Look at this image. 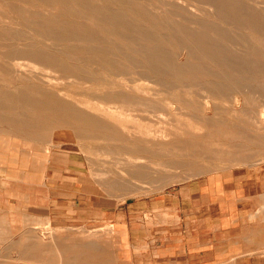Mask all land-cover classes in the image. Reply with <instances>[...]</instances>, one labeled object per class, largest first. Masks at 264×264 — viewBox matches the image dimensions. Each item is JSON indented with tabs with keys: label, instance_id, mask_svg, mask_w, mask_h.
I'll return each mask as SVG.
<instances>
[{
	"label": "rangeland",
	"instance_id": "rangeland-1",
	"mask_svg": "<svg viewBox=\"0 0 264 264\" xmlns=\"http://www.w3.org/2000/svg\"><path fill=\"white\" fill-rule=\"evenodd\" d=\"M170 1L0 0V148L3 149L2 151L6 150L9 156L18 155L25 161L30 159L37 161L40 163L39 167L49 163L53 172L63 174L54 176L57 182L62 177L71 184L74 182L84 184L85 195L81 199L83 198L87 204V214H94V207H102L103 214H116L117 209L120 210L119 213L128 211L151 216L166 214L172 210L174 199H171L173 198L171 194L178 187L186 183H201L208 175L220 172L235 173L242 185L245 183L249 186L248 190L255 189L256 200L264 197V128L253 132L255 129L247 125L246 118L236 113L242 110L247 112L254 110L264 116V107L261 106L264 98L259 96L256 87L249 85L248 87L253 89L250 94L236 96L234 101L230 99L229 94L220 93L217 97H213L216 99V104H213L211 99L206 101L204 97H199L196 86L198 82L190 74L159 75L152 74L146 69V61L141 54L146 51L147 45L158 51L175 53L177 64L189 59L186 50L176 42L182 37L185 39L186 33L198 30L196 18L200 17H193L192 23L186 22L182 11L169 3ZM230 1L234 5L246 6L243 0ZM258 1L264 2V0ZM85 5L105 14H116L121 21H104L103 17H90L84 10ZM166 13L169 20L171 18V24L168 23L170 21ZM39 22L44 23V28L37 25ZM204 22L210 30H207V33L213 34L216 40H220V35H226L225 45L233 47L232 49H238L241 38H246L256 48L258 46L260 48L258 39L264 45V36L252 32L246 33L237 25L225 27L227 24L218 22L210 15L204 19ZM46 29L63 30L66 35H75L78 40L65 46L53 47L52 40L45 42L42 38ZM176 34L183 36L180 35L179 38ZM30 48L45 51L54 58L57 67L54 71L57 74L47 71V74H40L37 61L26 54ZM11 50H17L19 52L17 55L22 57L11 62L18 64L17 73L5 64L9 60L3 57ZM203 66L206 69V64ZM126 69L133 74H118L126 72L124 71ZM228 77L234 79L233 81H240L245 75L231 74L225 77V80H228ZM223 79L219 74L218 78L205 77L201 81L221 83ZM255 79L264 80V75L256 76ZM128 80L129 82H126ZM130 81L134 82V85ZM43 88L47 89L43 90ZM184 89H189V92H185ZM191 90H194L192 94ZM118 91H126L136 98H146V104L154 101L160 103L153 108H147L148 111L156 112L152 116L146 115L149 118L147 117L143 122L154 125L160 121L156 127H170L171 130L177 129V132L170 131L168 139L161 138L154 141L150 137L143 136L137 131L138 122L119 116L135 115L131 111L140 110V106L124 104L112 97L109 98L110 94H117ZM205 95L212 97L208 93ZM246 95L261 102L252 106L246 105ZM193 100L199 101L204 108L208 120L206 123L194 124V121L184 118L191 111L183 110L180 102ZM164 107H167L168 111H165ZM142 109L146 110V107ZM124 120L122 125L120 121ZM187 121L190 123L188 124ZM121 126L126 135L118 133L119 129L123 130ZM248 128L252 131H247ZM226 130H230L231 133ZM225 131L227 134L224 133ZM216 132L230 138H225L222 134L218 136ZM191 133L193 134L189 137L188 134ZM122 135L129 138L125 140ZM193 135L196 137L194 138ZM231 135H234L233 138ZM160 145L162 149L159 148ZM31 148H38L48 153L29 155L26 151ZM213 152L219 153L215 155ZM193 155L195 156L190 159ZM164 162L170 165H166V168ZM154 167L159 172H156ZM73 196L74 194L71 193L72 201ZM69 213L76 212L69 211ZM81 233L87 241L102 240L104 249L111 247L113 231L110 224H104L102 229L96 232L88 228ZM105 258L107 260V256Z\"/></svg>",
	"mask_w": 264,
	"mask_h": 264
},
{
	"label": "crops",
	"instance_id": "crops-1",
	"mask_svg": "<svg viewBox=\"0 0 264 264\" xmlns=\"http://www.w3.org/2000/svg\"><path fill=\"white\" fill-rule=\"evenodd\" d=\"M2 150L0 264H264V197L256 200L235 173L178 187L172 210L159 216L102 207L87 214L84 184L57 182L63 174L49 163ZM40 152L48 153L26 151ZM104 224L113 231L110 248L81 236Z\"/></svg>",
	"mask_w": 264,
	"mask_h": 264
},
{
	"label": "bare ground",
	"instance_id": "bare-ground-1",
	"mask_svg": "<svg viewBox=\"0 0 264 264\" xmlns=\"http://www.w3.org/2000/svg\"><path fill=\"white\" fill-rule=\"evenodd\" d=\"M170 1V0H169ZM245 2L246 6H238V5H234L231 3L230 0H171L169 3L174 4L177 8H179L180 11H182V13L185 15V17L183 18L186 22H190L192 23L193 17L195 16H199L200 18H196L197 19V27L198 30L196 29L195 32L193 33H186L185 34V39L184 37L180 38L179 36L181 35H177L179 39H177L176 44L177 45H181V48H183V50L185 49L187 54H188V58L187 60H184L181 63L175 62V53H166L165 51H158L156 50V48H151V46L147 45L148 48H146V51L142 52L141 55H143L144 60L146 61V69L150 72H152V74H159V75H164L167 73L170 74H190L195 81L198 82V84L196 85L198 87V93H199V97H204L206 99V101H209V99L212 100L213 104L215 103V100L213 97H217L218 94L222 93V94H229L228 96L230 97V99L232 101L236 100V96H245V94H250V92L253 90L252 88H249L248 86L252 85L253 87H256V89L258 90V92L260 93L259 96L261 98H264V80L261 81H257L255 78L256 76H263L264 75V45L261 42L260 39H258L260 48L258 46V48H256L255 46H252L250 44V41L247 40L246 38H241L240 43H239V47L237 50L232 49L230 47H228L227 45H225L224 40H227L226 35H220V40L218 41V39L216 40L213 36V34H209L207 33V30H209L206 22H204V19H206L207 16H213V18H215L216 20H218V22L220 21L221 23L227 24L225 25V27H227L228 25H237L238 28L240 30L246 31L247 32H252L254 34H257L259 36H264V2H259L258 0H243ZM143 5V4H142ZM141 5V6H142ZM261 5L263 7H261ZM158 6V5H157ZM164 6V5H163ZM19 7V6H18ZM33 7V6H32ZM159 7V6H158ZM174 7V6H173ZM161 8V7H160ZM165 9H167L166 7H164ZM175 8V7H174ZM152 9V8H151ZM150 9V10H151ZM32 10V9H31ZM84 10L87 12L88 16L90 17H103L102 19L104 21H121L119 19V17L116 14H105L102 13L101 11L94 9V7H89L87 5H85ZM160 10V9H159ZM157 11V10H156ZM155 11V12H156ZM171 11V10H170ZM175 11V9H174ZM37 12V11H36ZM44 12V11H43ZM162 12V11H161ZM168 12V10H167ZM173 12V11H172ZM179 12V11H178ZM157 13V12H156ZM165 13V12H164ZM171 13V12H170ZM211 13V14H210ZM39 14V13H38ZM167 14V13H166ZM165 15V14H163ZM158 16V15H157ZM35 17V16H34ZM106 17V18H104ZM168 17V14H167ZM182 17V16H181ZM43 18V17H42ZM160 18V17H158ZM9 19V18H8ZM29 19V18H28ZM161 19V18H160ZM177 19V18H175ZM182 19V18H180ZM33 20V19H32ZM101 21V19H99ZM159 20V19H158ZM169 20V17H168ZM163 21V20H162ZM171 24V18L169 20ZM206 21V20H205ZM18 22V21H17ZM161 22V21H160ZM19 23V22H18ZM151 23V22H150ZM153 23V22H152ZM156 23V22H155ZM179 23V22H178ZM27 25V24H26ZM31 25V24H30ZM38 26L44 28V23L39 22L37 24ZM195 25V24H194ZM193 25V26H194ZM223 25V24H221ZM168 26V25H167ZM165 27V26H164ZM169 27V26H168ZM175 27V26H174ZM195 27V26H194ZM224 27V28H225ZM177 28V26L175 27ZM215 30V27H213ZM229 28V27H228ZM157 29V27H156ZM161 29V28H160ZM166 29V27H165ZM171 29V28H170ZM212 29V27H211ZM231 29V28H230ZM163 30V29H162ZM217 30V29H216ZM6 31V30H5ZM68 31V30H67ZM144 31V29H143ZM152 31V30H151ZM210 31V30H209ZM233 31V30H232ZM230 31V34L231 32ZM142 32V31H141ZM153 32V31H152ZM151 32V33H152ZM157 32V31H156ZM174 32V31H173ZM144 33V32H143ZM148 33V32H147ZM150 33V34H151ZM165 33V32H164ZM158 34V32L156 33ZM140 35V34H139ZM154 35V34H153ZM172 35V34H170ZM174 35V33H173ZM213 35V36H212ZM219 35V34H218ZM232 35V34H231ZM230 35V36H231ZM234 35V34H233ZM142 36V34H141ZM159 36V34H158ZM168 36V35H167ZM175 36V35H174ZM183 36V35H181ZM217 36V35H216ZM215 36V37H216ZM143 37V36H142ZM149 37V36H148ZM156 37V36H155ZM165 37V36H164ZM250 37V36H249ZM252 37V36H251ZM43 40L49 41L52 40L53 41V47H58V46H65V44H68L70 42L73 41H77L78 39L75 37V35H66L65 32L63 30H47L45 31V33L42 35ZM161 38V37H159ZM171 38V37H170ZM174 38V39H175ZM139 39V38H138ZM154 39V38H153ZM173 39V38H172ZM171 39V40H172ZM187 39V41H186ZM215 39V40H214ZM234 39V38H233ZM163 40V38L161 39ZM257 40V39H256ZM154 41V40H153ZM181 41H185V43H187V45L185 43H181ZM141 42V41H140ZM147 42V41H146ZM166 42V41H165ZM169 42V41H168ZM254 42V41H253ZM264 42V41H263ZM50 43V42H49ZM156 43V42H155ZM163 43V42H161ZM170 43V42H169ZM255 43V42H254ZM147 44V43H146ZM174 44V43H172ZM28 45V44H27ZM152 45V44H151ZM9 46V45H8ZM32 46V45H31ZM158 46V45H157ZM156 46V47H157ZM67 47V46H66ZM102 47V46H101ZM140 47V46H139ZM142 47V46H141ZM155 47V46H154ZM160 47V46H159ZM180 47V46H178ZM7 48V47H6ZM20 47H18L19 49ZM138 48V47H137ZM158 48V47H157ZM161 48V47H160ZM173 48V47H172ZM177 49V47H175ZM162 49V48H161ZM180 50V49H179ZM178 50V51H179ZM168 52V51H167ZM180 52V51H179ZM182 52V51H181ZM17 50H11L9 52H7L5 54V56L3 55V57L5 59H8V63L5 62V64H8V67L11 68V70L14 73H17V70L19 71V69L16 67L18 66L17 63H11L16 59H21L22 57L17 55ZM26 54L29 55L30 57H32L35 61H37V63L40 66V74H47V72L51 73V74H57V72H55L54 70H56V65H55V60L54 58H52L51 56H49L47 54V52L42 51V50H38V49H32L30 48L28 51H26ZM186 54V55H187ZM180 55V54H179ZM116 56V55H115ZM142 57V56H141ZM140 58V57H139ZM142 59V58H141ZM133 60V59H132ZM203 64H206V69L203 66ZM33 66V65H32ZM22 68V67H21ZM125 69V68H124ZM29 70V69H28ZM123 70V69H122ZM131 70V69H130ZM21 71V70H20ZM126 72L123 73H118V74H133L132 72L129 71V69L124 70ZM29 72V71H28ZM103 72V71H102ZM20 73V72H19ZM141 73V72H139ZM146 73V72H145ZM31 74V73H30ZM220 74L221 78H224L223 82L221 83H217V82H212V81H201L202 78L205 77H211V78H218V75ZM231 74H241V75H245V77L243 78V80L240 81H233L231 78H227L228 80H225V77H227L228 75ZM71 77V76H70ZM243 77V76H242ZM103 78V77H101ZM258 78V77H257ZM123 79V78H122ZM231 79V80H230ZM47 80V79H46ZM106 80V79H104ZM125 80V79H123ZM45 81V80H42ZM48 82V80L46 81ZM126 82H129L126 81ZM166 82V81H165ZM38 83V82H37ZM108 83V82H107ZM131 83V81H130ZM134 83V82H133ZM131 83V84H133ZM50 84V83H49ZM102 85H104L102 83ZM134 85V84H133ZM147 85V84H146ZM163 85V84H162ZM173 86V85H172ZM175 86V84H174ZM126 87V86H125ZM150 87V86H149ZM191 87V85H190ZM94 88V87H93ZM47 89V88H43ZM99 89V88H98ZM128 89H130L128 87ZM172 89H174L172 87ZM255 89V88H254ZM28 90V89H26ZM100 90V89H99ZM182 90V89H181ZM180 90V91H181ZM185 90V89H184ZM183 90V91H184ZM149 91V90H148ZM172 91V90H171ZM188 90H185V92ZM191 94L193 93L194 90H191ZM256 91V90H255ZM254 91V92H255ZM113 92V91H112ZM158 92V91H157ZM175 92V91H174ZM184 92V93H185ZM187 92V93H188ZM142 93V92H141ZM205 93L212 95V97H207V95H205ZM257 93V92H256ZM253 93V94H256ZM143 94V93H142ZM252 94V93H251ZM190 95V94H189ZM167 96V95H166ZM112 97V99H115L117 101H121V103L123 102L125 103H129V104H138L140 106V110H132L131 112H134L135 115H119L120 117L124 116L127 119H131V120H135L134 122H138V130L143 136L145 137H150L152 139V141L154 140H161V138H167L169 137V133L170 131L177 132V129H173L171 130L170 127L164 128L163 126H159L156 127V124L154 125H147L146 123H144V119H146V115H151L154 114L155 112H151L148 111L147 108H153L155 105H160L157 104V102H149L148 104H146V98H136L134 95L132 94H128L126 93V91H121L117 94H110L109 98ZM139 97V96H138ZM158 97V96H157ZM93 98V97H92ZM106 98V97H104ZM175 98V97H174ZM138 99V100H137ZM185 99V98H183ZM246 105H255L256 103H259V101L261 102V100H257V99H252L250 97H247L246 95ZM135 100L137 102H135ZM151 101V100H150ZM128 104V105H129ZM79 105V104H78ZM172 105V104H171ZM180 105L183 106V110H189L191 111L190 113L186 114V117L184 118H188L191 121H194L196 123H206L207 118L206 115L204 113V108H202V105L200 104L199 101H192V102H180ZM80 106V105H79ZM82 106V105H81ZM162 106V104H161ZM262 107H264V101L261 105ZM117 107V106H116ZM115 107V108H116ZM146 107V110H143L142 108ZM163 107V106H162ZM114 108V106H113ZM148 108V109H149ZM167 107H164L165 111ZM106 109V108H105ZM121 109V108H120ZM138 109V108H137ZM182 109V108H180ZM115 110V109H114ZM126 110V109H125ZM154 110V109H153ZM161 110V109H159ZM188 111V112H189ZM89 112V110H88ZM158 112V111H157ZM187 112V111H186ZM109 113V112H108ZM126 113V112H125ZM129 113V112H128ZM141 115H139V114ZM168 113V112H167ZM170 113V112H169ZM237 114H240L241 117H245L246 118V123L248 126L254 128L255 130H253V132H256V129H262L264 128V116L262 113L258 112V111H250L247 112L245 110H242L240 112H236ZM127 114V113H126ZM130 114V113H129ZM138 114V115H136ZM145 115V116H142ZM163 114V112H162ZM165 114V113H164ZM178 114V113H177ZM98 115V114H97ZM176 115V114H175ZM179 115V114H178ZM95 116V114H94ZM114 116V115H113ZM177 116V115H176ZM97 117V116H96ZM104 117V116H101ZM100 117V118H101ZM178 117V116H177ZM240 117V118H241ZM77 118V117H76ZM79 118V117H78ZM124 118V119H125ZM149 118V117H148ZM103 119V118H101ZM107 119V118H106ZM157 119H159L157 117ZM173 119V118H172ZM181 119V118H180ZM244 119V118H243ZM122 120V119H121ZM161 120V119H159ZM119 121V120H118ZM153 121V120H151ZM157 121V120H154ZM178 121V120H176ZM125 122L124 121H120ZM126 122H130L128 120H126ZM142 122V123H141ZM172 122V121H171ZM175 122V119L174 121ZM172 122V123H173ZM132 124V122H130ZM150 123V122H149ZM179 123V122H178ZM187 123L189 124L190 122L187 121ZM153 124V123H151ZM160 124V123H159ZM169 124V123H167ZM180 124V123H179ZM183 124V123H182ZM226 124V123H225ZM111 125V124H108ZM115 125V124H114ZM123 125V123H122ZM126 125V124H125ZM162 125V124H161ZM170 125V124H169ZM184 125V124H183ZM118 126V125H117ZM172 126V125H171ZM177 126V125H176ZM182 128L183 126L180 125ZM196 126V125H194ZM193 126V127H194ZM198 126V125H197ZM113 127V126H112ZM120 127V126H118ZM117 127V128H118ZM128 127V126H127ZM134 127V126H133ZM137 127V126H135ZM175 128V126H173ZM178 127V126H177ZM176 127V128H177ZM203 127V126H202ZM205 127V125H204ZM121 128H123L121 126ZM129 128V127H128ZM132 128V127H131ZM186 128V127H185ZM192 128V127H191ZM206 128V127H205ZM229 128V127H226ZM234 128V127H233ZM195 129V128H194ZM199 129V128H198ZM101 130V128L99 129ZM112 130V129H111ZM126 130V129H125ZM134 130H136V128H134ZM179 130V129H178ZM193 131V128L191 129ZM231 130V129H230ZM230 130H226L227 132ZM234 130V129H233ZM232 130V131H233ZM239 130V129H238ZM242 130V129H240ZM249 130V128L247 129V131ZM251 130V129H250ZM249 130V131H250ZM108 131V130H107ZM189 131V129H188ZM224 132L225 134H227V132ZM235 131V130H234ZM252 131V130H251ZM130 132V131H129ZM182 132V131H181ZM198 132V131H197ZM195 132V133H197ZM200 132V131H199ZM204 132V131H203ZM242 132H244L242 130ZM241 132V133H242ZM246 132V130H245ZM113 133V132H112ZM119 134H125L124 133V128L123 130L119 129ZM134 133V131H133ZM132 133V134H133ZM184 133V131H183ZM187 133V132H185ZM190 133V131L188 132ZM209 133V132H208ZM229 133V132H228ZM231 133V131H230ZM240 133V131H239ZM238 132H236V134H239ZM248 133V132H247ZM259 133V132H258ZM137 134V133H135ZM176 134V133H175ZM174 134V135H175ZM179 134V133H178ZM191 134H188V136L190 137ZM213 134V133H211ZM216 134H222V133H217ZM234 134V133H233ZM249 134V133H248ZM257 134V133H256ZM126 135V134H125ZM130 134H128L129 136ZM134 135V134H133ZM172 135V133H171ZM196 135V134H195ZM199 135V134H197ZM205 135V134H204ZM208 135V134H206ZM215 135V133H214ZM230 135V134H229ZM34 136V135H33ZM123 136V135H122ZM181 136V133H180ZM186 136V135H185ZM186 136V137H188ZM194 136V135H193ZM191 136V137H193ZM219 136V135H218ZM222 136H224V134H222ZM234 136V135H233ZM233 136L231 135V137L233 138ZM261 136V135H260ZM35 137V136H34ZM124 137V136H123ZM130 137V136H129ZM127 137V138H129ZM135 137V136H134ZM174 136H172L173 138ZM196 136H194L195 138ZM209 137H210V133H209ZM221 137V136H220ZM225 137V136H224ZM241 137V136H240ZM263 137V135L261 136ZM125 138V137H124ZM125 138V140L127 139ZM136 138V137H135ZM141 138V137H140ZM177 138V136L175 137V139ZM183 138V137H182ZM206 138V137H205ZM225 138H230V137H225ZM137 139V138H136ZM139 139V138H138ZM144 139V138H142ZM168 139V138H167ZM174 139V138H173ZM239 139V138H238ZM250 139V138H249ZM124 140V141H125ZM163 140V139H162ZM165 140V139H164ZM184 140V139H183ZM233 140V139H232ZM231 140V141H232ZM136 141V140H135ZM138 141V140H137ZM148 141V140H147ZM151 141V140H150ZM166 141V140H165ZM164 141V142H165ZM177 141V140H175ZM187 141V140H186ZM191 141H193L191 139ZM264 141V140H263ZM146 142V141H145ZM144 142V143H145ZM194 142V141H193ZM230 142V141H229ZM151 143V142H150ZM157 143V141H156ZM171 143V142H170ZM214 143V141H213ZM216 143V141H215ZM35 144V143H34ZM163 144V143H162ZM161 144V145H162ZM196 144V143H195ZM38 145V144H37ZM146 145V144H145ZM161 145L159 148H161ZM36 146V145H35ZM153 146V145H152ZM151 146V147H152ZM163 146V145H162ZM188 146V145H187ZM39 147V146H38ZM157 147V146H156ZM194 147V146H193ZM233 147V145H232ZM185 150H186V146H184ZM190 148V147H189ZM187 148L190 152V149ZM162 149V148H161ZM160 149V150H161ZM170 149H172L170 147ZM222 150V149H221ZM173 151V150H171ZM184 151V150H183ZM187 151V150H186ZM181 152V150H180ZM158 153V152H157ZM156 153V155H157ZM173 153V152H172ZM207 153V152H206ZM215 153V152H213ZM212 153V154H213ZM219 153V152H217ZM215 153V155L217 154ZM222 153V152H221ZM159 154V153H158ZM164 154V153H163ZM166 154V153H165ZM186 154V153H185ZM194 154V153H193ZM160 155V154H159ZM157 155V156H159ZM182 156V155H181ZM186 156V155H185ZM195 155H193L190 159H192ZM197 157H199L198 155H196ZM161 157V156H160ZM196 157V158H197ZM211 158V156H208ZM163 158V157H162ZM164 159V158H163ZM211 160V159H210ZM164 161V160H163ZM167 161V160H166ZM173 161V160H172ZM180 161V160H179ZM187 161V160H186ZM243 161V159L241 160ZM153 162V161H152ZM158 162V161H157ZM185 162V161H182ZM149 163V162H148ZM151 163V162H150ZM159 163H161L159 161ZM165 163V162H164ZM167 163V162H166ZM165 163V167L166 164ZM169 163V162H168ZM171 163V162H170ZM188 163V162H187ZM156 165H158L157 163H155ZM175 164V163H173ZM189 164V163H188ZM136 165V164H135ZM147 165V163H146ZM153 165V164H151ZM163 165V163H162ZM161 165V167H163ZM170 165V164H168ZM167 165V166H168ZM148 166V165H147ZM146 166V168H147ZM155 166V165H154ZM191 166V165H190ZM131 167V166H130ZM133 167V166H132ZM175 167V166H174ZM134 168V167H133ZM139 168V167H137ZM151 168V167H150ZM155 171L159 172L158 170ZM167 168V167H166ZM176 168V167H175ZM152 169V168H151ZM144 170V169H143ZM154 170V169H153ZM151 170V171H153ZM137 174V173H136ZM139 174V173H138ZM144 174V173H143ZM131 176V175H130ZM111 185V184H110Z\"/></svg>",
	"mask_w": 264,
	"mask_h": 264
}]
</instances>
